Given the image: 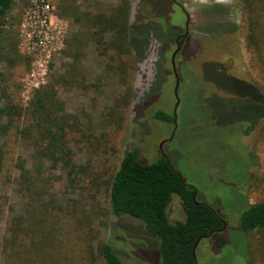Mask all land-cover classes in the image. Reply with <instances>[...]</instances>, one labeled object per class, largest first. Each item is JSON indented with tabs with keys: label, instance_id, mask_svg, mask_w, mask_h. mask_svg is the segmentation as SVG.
Segmentation results:
<instances>
[{
	"label": "rangeland",
	"instance_id": "rangeland-1",
	"mask_svg": "<svg viewBox=\"0 0 264 264\" xmlns=\"http://www.w3.org/2000/svg\"><path fill=\"white\" fill-rule=\"evenodd\" d=\"M128 1L132 23L155 14L164 32L159 25L150 27L145 39L119 55L105 52L98 26L93 29L95 40L83 47V70L76 84L58 88L56 95L66 112L80 120V130L68 139L72 164L84 167L72 178L59 166L44 167L66 264H104L97 253L100 243L113 245L126 264H161L159 239L139 220L117 217L110 208L111 181L125 152L133 148L148 164L166 156L184 182L195 188L198 202L224 217L226 230L199 243L198 264H264V230L251 233L240 225L246 199L251 204L264 202V130L258 123L246 125L244 118L255 116L247 112L243 98H238L243 106H229L234 98L226 92L228 82L219 70L220 53L226 46L236 47L264 91V29L256 45L249 44L242 0H177L182 7L171 0ZM120 4L121 0H14L11 13L0 22V112L5 111L0 116V264H6L3 242L10 223L25 208L21 167H31L32 141L23 131L32 122L36 92L72 64L64 55L68 39L84 35L90 19ZM183 9L190 20L185 40L191 44L177 56L180 105L175 111L171 59L177 39L185 34ZM43 10L56 43L50 48L46 84L33 89L32 35ZM110 39L106 34L104 40ZM158 112L174 121L156 119ZM170 217L172 222L185 221L178 196L172 200Z\"/></svg>",
	"mask_w": 264,
	"mask_h": 264
},
{
	"label": "trees",
	"instance_id": "trees-1",
	"mask_svg": "<svg viewBox=\"0 0 264 264\" xmlns=\"http://www.w3.org/2000/svg\"><path fill=\"white\" fill-rule=\"evenodd\" d=\"M242 1L246 11V38L249 44L256 45L264 29V0ZM13 6L14 0H0V22L8 17ZM130 11V2L121 0L119 6L104 16L90 19L89 29L84 35L75 34L67 41L64 55L72 60V64L36 92L31 105L32 122L23 131V137L32 141L31 167H21L20 188L26 194V203L22 214L11 221L9 237L3 242L6 264L67 263L55 228L57 206L48 200L49 178L44 176V167L45 163H50L52 168L59 166L70 178L83 173L84 167L72 164V148L68 139L72 131L80 130V120L66 112L56 95L58 88L76 84L83 70V47L86 42L95 40L93 29L98 26L102 28L99 37L105 52L115 51L119 55L130 52L138 40L145 39L150 27L159 25V31L164 32L166 27L155 14L145 21L139 19L132 23ZM183 14L185 26L188 14L185 11ZM106 34L111 35L109 41L104 40ZM159 39L161 41V34ZM190 44V39L180 38L179 55ZM220 55L219 70L228 82L226 92L234 98L229 106H243L239 100L243 98L245 109L255 116L252 119L244 118L246 125L251 128L258 123L260 129L264 130L263 89L250 74L236 47L226 46ZM3 113L5 111L1 110L0 116ZM155 118L167 123L174 121L173 116L163 112L156 113ZM174 196L179 197L185 213L183 222L171 220L170 206ZM109 199L111 212L115 216L139 220L151 235L159 239L161 264H198L194 256L198 242L226 230L224 217L208 204L198 202L195 188L182 180L181 174L165 156L148 164L142 159L138 148L125 152L119 170L111 181ZM245 208L240 218L241 227L251 233L264 230V202L251 204L246 199ZM97 253L104 264H126L110 243H100Z\"/></svg>",
	"mask_w": 264,
	"mask_h": 264
},
{
	"label": "built area",
	"instance_id": "built-area-1",
	"mask_svg": "<svg viewBox=\"0 0 264 264\" xmlns=\"http://www.w3.org/2000/svg\"><path fill=\"white\" fill-rule=\"evenodd\" d=\"M37 3H44L45 0H36ZM47 9L49 6L44 5ZM42 15L38 16V27L33 30L32 40L35 41V46H33V51L31 55L33 56V73L32 77L34 79L33 89H39L42 85L46 84V79L48 76V66L49 60L53 55L50 48L56 43V36L50 28V23L47 17L46 11H39ZM57 33H62V30L57 31Z\"/></svg>",
	"mask_w": 264,
	"mask_h": 264
},
{
	"label": "water",
	"instance_id": "water-1",
	"mask_svg": "<svg viewBox=\"0 0 264 264\" xmlns=\"http://www.w3.org/2000/svg\"><path fill=\"white\" fill-rule=\"evenodd\" d=\"M171 1H173L177 5L181 6V4L178 3L177 0H171ZM189 23H190V20H189V15H188V20L186 22V33L182 36L183 39H186L188 37V34H189V31H188ZM180 51H181V48L177 47V49H176V51H175V53H174V55L172 56V59H171L172 68H173V71H174V74H175V78H176L175 95H176V99H177V104H176V107H175V111L178 109V107L180 105V99H179L180 78H179V74L177 72V63H176V59H177V56L179 55ZM175 122L177 123V119L176 118H175ZM170 141L171 140H167L165 142H170ZM163 144H164V142L161 144V147L163 146ZM182 180H183V178H182ZM199 243H200V241L198 242V244L194 248V256H195V258H196V249H197Z\"/></svg>",
	"mask_w": 264,
	"mask_h": 264
},
{
	"label": "flooded vegetation",
	"instance_id": "flooded-vegetation-1",
	"mask_svg": "<svg viewBox=\"0 0 264 264\" xmlns=\"http://www.w3.org/2000/svg\"><path fill=\"white\" fill-rule=\"evenodd\" d=\"M172 2H173V1H172ZM175 4H176V3H175ZM178 6H180V5H178ZM180 7H182V6H180ZM183 11H185V10L183 9ZM185 33H186V27H185ZM180 38H182V36L179 37V38L177 39L176 44H177V47H180V48H181V45H180ZM173 135H174V133H173Z\"/></svg>",
	"mask_w": 264,
	"mask_h": 264
}]
</instances>
